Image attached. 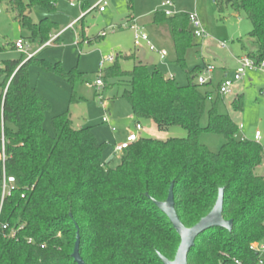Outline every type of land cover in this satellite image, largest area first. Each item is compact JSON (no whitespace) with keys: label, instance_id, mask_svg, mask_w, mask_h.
I'll return each mask as SVG.
<instances>
[{"label":"trees","instance_id":"1","mask_svg":"<svg viewBox=\"0 0 264 264\" xmlns=\"http://www.w3.org/2000/svg\"><path fill=\"white\" fill-rule=\"evenodd\" d=\"M10 1L15 19L30 32L28 41L45 45L57 23L48 17L35 23L30 11H52L57 0ZM214 2L220 13H243L251 22L255 50L241 46L258 64L264 61V0ZM153 22L168 27L176 63L185 69L188 83L179 85L143 62L126 70L116 58L101 75L104 88L111 80L124 85L122 97L136 123L151 120L159 131L180 126L187 135L165 140L141 136L109 162L105 144L92 127L75 128L70 109L52 118V133L44 127L51 103L31 85L29 66L36 63L43 71L61 74L72 88L87 81L84 73L77 67L64 73L61 64L38 55L3 62L0 152L4 145L6 160L0 159V204L4 172L15 183L3 202L0 222L22 229L11 239L0 225V264H77L72 257L77 230L86 264H164L159 254L173 260L180 237L153 201L166 200L171 184L175 209L186 227L212 210L221 188L223 217L233 221L231 230L215 227L200 234L188 253L189 264H257L259 253L251 245L264 243V175L257 172L264 148L255 140L237 138L239 125L219 111L220 83L215 89L212 82L200 85L195 79L201 68H187L185 54L196 38L188 13L167 16L157 10ZM242 105L240 94L232 106L240 111ZM202 133L222 136L221 149L213 152L202 144Z\"/></svg>","mask_w":264,"mask_h":264},{"label":"rangeland","instance_id":"2","mask_svg":"<svg viewBox=\"0 0 264 264\" xmlns=\"http://www.w3.org/2000/svg\"><path fill=\"white\" fill-rule=\"evenodd\" d=\"M98 1L83 0L84 6L82 7L81 3L71 5L70 0H57L56 7L52 11L44 7H34L30 11L31 18L35 23L45 17L57 23V28L52 30L50 40L57 33L59 34L56 37L60 36L59 42L45 45L38 57L54 65L61 64L64 73L77 67L78 71L85 74L87 81L78 82L72 88V85L61 74L43 71L36 63L29 66V79L31 85L37 88L51 103V109L44 120V127L52 133V118L70 109L74 127H92L98 141L104 143L106 148L108 147L105 154V160H108L113 152L111 148H113L112 141L114 139L110 126L103 122V118L107 114L106 111L109 109L108 111L111 113L117 135L119 131L126 130L128 126L135 128V123L131 105L122 97L124 85L118 83L117 80H111L107 87L98 90L96 81L104 71L101 70L100 63L103 58L111 55L115 59L119 58L124 69H132L138 61L137 58H125L124 55L136 53L140 48L134 44V30L124 25L134 17L137 20L135 25H144L150 32L151 27L155 28L152 23L155 12L163 9L160 7L162 0H108L106 12L101 13L95 8ZM173 2L174 7L170 9L175 13L196 11L207 31L206 38L213 42V46L207 48L195 44L196 46L186 51L185 60L189 69L195 68L197 63L210 62V65L215 67L211 84V88L215 89L223 76L221 69L216 66V64L222 63L221 59L226 58L232 62V55L242 54V44H245L250 51L255 50L252 38L249 36L252 29L251 22L243 13L232 10L220 13L213 0H174ZM86 6L91 7V11H88ZM77 18L74 28H65ZM157 27L163 30L167 29L165 24L157 25ZM113 28H115L114 32H112ZM102 31H106L107 36L100 37L99 33ZM79 36L82 37L80 39L82 45L77 43ZM21 37L28 40L30 32L22 28L15 19L11 1L1 0L0 67L3 62L8 60H23L24 62L28 60L27 56L15 48V42ZM91 39H94L93 42L88 43ZM165 39L167 44L163 47L169 55L165 61L159 62L156 59L157 67L163 73H175L176 83L185 85L188 83L186 71L176 63L177 55L172 40L170 37H165ZM201 39L203 38H195L194 43L200 44ZM224 41L228 44V49L219 47V42ZM36 45H34L35 49L38 47ZM153 56L155 57V54L148 51L147 61L150 62ZM108 65L109 63H105V68ZM154 67L150 66V69ZM229 75L233 77L232 70ZM1 79L0 76V82ZM195 81L197 82V77ZM237 83L233 87V92L224 96L220 101L219 111L229 114L242 127L237 138L254 140L253 136L256 130H261L264 134V94L261 92L264 89V71L250 72L247 78ZM101 93L104 100L100 98L99 94ZM240 94L243 95L242 110L236 111L233 109L232 102ZM143 123L147 124L149 128L152 126L153 131L148 133L152 138L165 140L170 137H185L187 135L186 130L180 126H173L168 131H159L153 121L144 120ZM206 124L207 117L205 116L202 125ZM200 142L211 151L217 152L221 149L225 139L220 135L202 133ZM259 143L264 148V135ZM118 161L116 159L113 165H116ZM260 168L257 172L264 173V162Z\"/></svg>","mask_w":264,"mask_h":264},{"label":"built area","instance_id":"3","mask_svg":"<svg viewBox=\"0 0 264 264\" xmlns=\"http://www.w3.org/2000/svg\"><path fill=\"white\" fill-rule=\"evenodd\" d=\"M215 1V0H213ZM83 0H70L71 5H76L77 3H81ZM108 5V0H99L96 7L100 12H104L106 10V6ZM160 7L163 9L162 11L167 15V16H172L175 14L170 8L174 7V2L172 0H162ZM91 7L88 8V11H91ZM191 27L193 30V34L196 38H205L208 36L206 29L203 27V24L196 12H191L188 13ZM77 20L72 22L67 28H74ZM136 22L132 23L131 27L135 31L134 35V43L136 46H140L142 43H146L150 51L157 52L161 59H165L166 56L168 55V52L165 49L158 48L153 40L151 39L150 35L145 31V29L142 26L135 25ZM125 27L128 26V24L124 25ZM115 31V28H113L112 32ZM107 35L106 31H102L99 36L100 37H105ZM56 37V36H55ZM53 37L50 41H48L45 45H50L54 43V40L58 37ZM55 38V39H54ZM54 39V40H53ZM80 40H77V43L79 44ZM222 47H226L227 43L226 42H221L220 43ZM41 46L37 50L33 49L32 43L24 38H20L15 42V48L17 51H19L21 54L27 56V59L37 55V53L45 46ZM115 61L114 56H107L103 58L102 62L100 63V68L103 71L105 69V63H113ZM264 71V61H262L260 64H258L254 59L250 58L249 56L245 55L241 58L238 59V66L237 69L233 75L232 78H225L221 83L219 84L218 87V94L222 97L229 95L233 92V87L235 83L244 80L245 78L248 77V74L252 71ZM215 71V67L212 65H207L203 71L198 74L197 76V83L200 85H205L209 82H212V75ZM102 75V73H101ZM101 75L96 81V86L98 87V90H102L105 86ZM101 100H104L102 93L99 94ZM213 97L210 96L209 99L211 100ZM110 121V116L109 114H106L103 118V122L109 123ZM143 129L142 125L140 123H136V132H130L124 142L118 143L114 146V150L112 152L111 158L106 160L109 162L113 158L120 156L132 143L138 140L139 138V132ZM239 129L241 131L242 127L239 126ZM112 130L115 131L116 128L112 126ZM263 132L261 130H256L254 134V140L256 142H259L263 138ZM245 139V138H244ZM0 159L5 163L6 160V152H5V147L3 145L2 151L0 152ZM14 183H15V178L13 176H7V174L4 172L3 175V180H2V198H1V204H0V215H1V210L3 206V202L6 198V196H10L12 193V190L14 189ZM3 230L8 231L6 233V236L11 238V239H17L19 236V230L22 229V227L18 229H10L8 224H1ZM28 242L31 243L33 242L32 238H27ZM251 249L257 251L259 253V260L257 264H264V243L260 244L258 242H254L251 245ZM239 263L238 261H236Z\"/></svg>","mask_w":264,"mask_h":264},{"label":"water","instance_id":"4","mask_svg":"<svg viewBox=\"0 0 264 264\" xmlns=\"http://www.w3.org/2000/svg\"><path fill=\"white\" fill-rule=\"evenodd\" d=\"M173 184H171L168 196L164 201H157L153 199L158 208L169 218L174 229L180 237V244L178 246L176 255L173 260H170L159 254L160 259L164 264H189L188 253L192 247L195 246L196 238L208 229L215 227H223L228 230L232 229L233 221L226 220L223 217L224 207V189L219 190L217 201L212 210L204 217H202L194 226L186 227L180 220L175 209V199ZM80 233L77 230L76 241L72 257L77 264H86L80 255Z\"/></svg>","mask_w":264,"mask_h":264},{"label":"crops","instance_id":"5","mask_svg":"<svg viewBox=\"0 0 264 264\" xmlns=\"http://www.w3.org/2000/svg\"><path fill=\"white\" fill-rule=\"evenodd\" d=\"M84 4V3H83ZM88 8H90L89 6H86V9H88ZM104 12H106V10L104 11ZM194 12H196V11H194ZM101 13H103V12H101ZM197 13V12H196ZM198 14V13H197ZM199 16V15H198ZM200 18V17H199ZM75 20H78V18L77 19H75ZM75 20H73L72 22H74ZM137 20L134 18V17H132L131 19H129L128 20V22L129 23H127L128 24V26L131 28V29H133L132 27H131V25H132V23H134V22H136ZM71 22V23H72ZM70 23V24H71ZM152 23H153V26L155 27V28H150L151 29V31L150 32H148L147 30H146V28H145V26L144 25H141L144 29H145V31L146 32H148V34L150 35V37H151V39L153 40V42L155 43V45L158 47V48H161V49H165V47H163V45H165V44H167V42H166V39H165V37H170V33H169V30H168V27H167V29L166 28H164V30L163 29H160V28H158L157 27V25H163V24H155L154 22H153V20H152ZM69 24V25H70ZM69 25H67L65 28H67ZM127 26V27H128ZM134 30V29H133ZM59 33H57V34H55L53 37H55V36H57ZM100 34V33H99ZM134 35H135V31H134ZM107 36V35H106ZM22 38V37H21ZM24 38V37H23ZM82 38V37H81ZM80 38V36L77 38L78 40H80L81 39ZM95 39V38H94ZM93 39V40H94ZM170 39H171V37H170ZM59 40H60V36L58 37V41L57 42H59ZM93 40L91 39L90 40V42H88V43H92L93 42ZM88 41V40H87ZM56 42V43H57ZM195 42V41H194ZM224 42H226V41H224ZM82 42L80 41L79 42V44L78 45H80ZM221 42H219V47H221V48H223V49H228V44H227V46L226 47H222L221 46V44H220ZM135 44V43H134ZM197 46H200V47H209V46H213V42H212V40H210L209 38H206L205 37V39L203 38V39H201V43L199 44V43H195ZM82 45V44H81ZM195 45V46H196ZM32 46H33V49L34 50H37L38 48H40V47H37L36 49L34 48V45L32 44ZM136 46V45H135ZM138 48H140V49H138V52H136V53H131V54H128V55H124V57L125 58H129V56H131V55H134V56H132L134 59H136L137 58V62H143V63H145V64H147V65H149V66H155V67H157L158 66V64H157V62H156V59H158L159 60V62H161V61H165L167 58H168V55L166 56V58L165 59H161V57H160V55L157 53V52H153V51H150V49L148 48V46L146 45V43H142ZM241 49H242V54H236V55H232V58H233V61L232 62H230V60H228V59H226V58H223V59H221V62L222 63H220L219 65L218 64H216V66L218 67V69H221L220 71L223 73V76L220 78V80H219V82L218 83H221V81H223L225 78H232V77H230L231 75H229V72L232 70L233 71V74L235 73V71H236V69H237V66H238V59L239 58H241V57H243V56H245L246 55V53H245V51L243 50V48H242V46H241ZM148 51L149 52H151V53H153V54H155V57L153 56V57H151V59H150V62L149 61H147V55H148ZM41 52V50L37 53V55H39V53ZM36 55V56H37ZM123 58V57H122ZM136 62V63H137ZM135 63V64H136ZM134 64V65H135ZM211 63L210 62H204L203 64H200V63H197L196 65H195V67H200L201 68V72L203 71V69L207 66V65H210ZM121 65H122V63H121ZM231 66V67H230ZM123 67V66H122ZM232 67H233V69H232ZM158 68V67H157ZM194 68V67H193ZM218 69H216V70H218ZM126 70H130V69H126ZM229 71V72H228ZM200 72V73H201ZM215 72V71H214ZM253 72V71H252ZM199 73V74H200ZM166 76H168V77H171V78H173V79H175V73H164ZM170 74V75H169ZM224 78V79H223ZM238 83H236L235 85H237ZM106 106V105H105ZM109 110V109H108ZM106 111V113L107 114H109L110 115V121H109V123H107L109 126H110V130H111V132H112V134H113V141H112V146H113V148H111V150H114V146L116 145V144H118V143H121V142H124L125 140H126V138H127V136H128V134L130 133V132H136L137 130H136V122H135V119H134V115H133V121H134V123H135V128H132L131 126H128L127 128H126V130H124V131H119V133H118V135L116 134V132H117V129L115 130V131H113L112 130V126H114L115 127V122L113 121V119H112V117H111V113L109 112V111ZM151 121V120H150ZM140 124L142 125V127H143V129L139 132V137H141V136H150L148 133L149 132H152L153 131V128H152V126H150V128L147 126V124H144L143 123V121H141L140 122ZM180 136H183V135H180ZM254 137V136H253ZM108 149V147L105 149V154H106V150ZM110 150V151H111ZM261 169V168H260ZM260 174H263L264 175V173H260Z\"/></svg>","mask_w":264,"mask_h":264}]
</instances>
